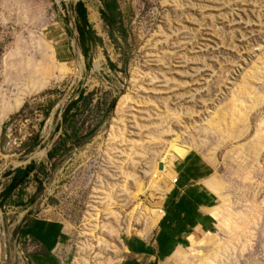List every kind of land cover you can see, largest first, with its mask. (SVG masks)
<instances>
[{"label": "rangeland", "instance_id": "1", "mask_svg": "<svg viewBox=\"0 0 264 264\" xmlns=\"http://www.w3.org/2000/svg\"><path fill=\"white\" fill-rule=\"evenodd\" d=\"M79 1L103 40L89 71L69 10ZM118 3L119 49L100 0H0V197L10 171L46 166L0 207V264H28L21 230L35 216L63 222L64 264H119L123 237L154 227L145 214L160 204L166 168L191 153L214 177L221 239L203 243L218 245L216 264H264V0ZM74 87L95 92V102L118 97L115 111L91 143L48 162ZM36 136L45 146L26 154ZM207 250L190 253L204 263Z\"/></svg>", "mask_w": 264, "mask_h": 264}, {"label": "crops", "instance_id": "2", "mask_svg": "<svg viewBox=\"0 0 264 264\" xmlns=\"http://www.w3.org/2000/svg\"><path fill=\"white\" fill-rule=\"evenodd\" d=\"M166 172L158 185L160 204L145 214L146 226L154 227L143 235L123 237L119 264H207L210 257L216 264L218 245L203 243L213 236L221 239L217 206L208 185L214 178L211 168L199 154L191 153L168 166ZM169 178L177 179V183ZM21 236L27 244L28 264H64L60 253L68 247L70 237L61 220L32 217L22 227ZM198 244L208 249L204 263L200 261L202 256L190 253Z\"/></svg>", "mask_w": 264, "mask_h": 264}, {"label": "trees", "instance_id": "3", "mask_svg": "<svg viewBox=\"0 0 264 264\" xmlns=\"http://www.w3.org/2000/svg\"><path fill=\"white\" fill-rule=\"evenodd\" d=\"M101 9L100 18L107 28V35L116 48H120L119 39L126 41V33L123 28L122 13L118 0H100ZM73 17V26L77 34L76 42L85 59L86 69L89 71L92 66V52L98 46H102L103 40L97 35L92 24L89 21L88 12L85 4L81 1L71 4L69 7ZM117 33L121 37H117ZM128 59L122 58L124 69L121 73L126 74ZM111 70H117L116 65L109 62ZM73 95L66 105L61 121L57 124L54 136L59 134L58 140L48 152V162L55 161L59 158L71 155L74 151L84 148L91 143L94 138L107 127L108 121L115 111L118 97L111 100L105 99L102 102H95V92H88L86 88H73ZM60 90H50L45 95L60 94ZM55 101L49 100L45 111V118L49 117ZM28 108L25 105L22 113ZM6 130V127L4 131ZM42 140L38 136L28 139L24 145L26 154L32 153L41 145ZM47 143V142H46ZM40 169L46 170L44 164L39 165ZM36 163H31L26 167H20L8 173L10 182L5 192L0 197V207L11 204L13 193L26 185L31 176L39 168ZM20 204V203H19Z\"/></svg>", "mask_w": 264, "mask_h": 264}, {"label": "bare ground", "instance_id": "4", "mask_svg": "<svg viewBox=\"0 0 264 264\" xmlns=\"http://www.w3.org/2000/svg\"><path fill=\"white\" fill-rule=\"evenodd\" d=\"M21 104L20 103H18L17 104V108L20 106ZM5 116V112L3 113V115L1 116V119H3V117ZM161 171H162V169H161ZM153 180H156V179H158V177H157V175H153Z\"/></svg>", "mask_w": 264, "mask_h": 264}, {"label": "water", "instance_id": "5", "mask_svg": "<svg viewBox=\"0 0 264 264\" xmlns=\"http://www.w3.org/2000/svg\"><path fill=\"white\" fill-rule=\"evenodd\" d=\"M158 169H159V170H161V169H162V166H161V165H160V166H158Z\"/></svg>", "mask_w": 264, "mask_h": 264}, {"label": "built area", "instance_id": "6", "mask_svg": "<svg viewBox=\"0 0 264 264\" xmlns=\"http://www.w3.org/2000/svg\"><path fill=\"white\" fill-rule=\"evenodd\" d=\"M173 182H174V183H177V179H174Z\"/></svg>", "mask_w": 264, "mask_h": 264}]
</instances>
